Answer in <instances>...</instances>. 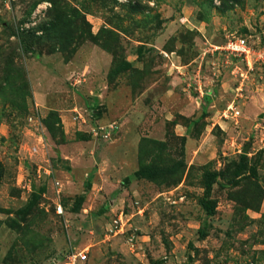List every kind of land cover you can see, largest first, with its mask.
Returning <instances> with one entry per match:
<instances>
[{
	"label": "rangeland",
	"instance_id": "1",
	"mask_svg": "<svg viewBox=\"0 0 264 264\" xmlns=\"http://www.w3.org/2000/svg\"><path fill=\"white\" fill-rule=\"evenodd\" d=\"M71 253L264 264V0H0V264Z\"/></svg>",
	"mask_w": 264,
	"mask_h": 264
},
{
	"label": "built area",
	"instance_id": "2",
	"mask_svg": "<svg viewBox=\"0 0 264 264\" xmlns=\"http://www.w3.org/2000/svg\"><path fill=\"white\" fill-rule=\"evenodd\" d=\"M224 48L235 55H244L246 57V55L249 54V49L241 39L228 41ZM57 212H59V210ZM67 259L68 264H74L77 261H84L86 255L84 253H71L67 256Z\"/></svg>",
	"mask_w": 264,
	"mask_h": 264
},
{
	"label": "trees",
	"instance_id": "3",
	"mask_svg": "<svg viewBox=\"0 0 264 264\" xmlns=\"http://www.w3.org/2000/svg\"><path fill=\"white\" fill-rule=\"evenodd\" d=\"M208 191H209V186L207 185L206 188H205V195L208 194ZM203 207H204V209L206 210L207 213H211V211H212V207H211V205H210V203H209L208 200H206V201L203 203Z\"/></svg>",
	"mask_w": 264,
	"mask_h": 264
}]
</instances>
